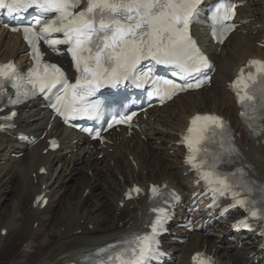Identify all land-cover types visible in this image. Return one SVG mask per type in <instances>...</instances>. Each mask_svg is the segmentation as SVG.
I'll list each match as a JSON object with an SVG mask.
<instances>
[{
    "label": "bare ground",
    "instance_id": "1",
    "mask_svg": "<svg viewBox=\"0 0 264 264\" xmlns=\"http://www.w3.org/2000/svg\"><path fill=\"white\" fill-rule=\"evenodd\" d=\"M246 1L247 6L238 12L239 20L246 23L220 50L209 43L204 33L197 31L200 44L217 63L211 88L181 95L162 109H152L148 120L139 118L141 128L133 136L125 137V132L109 134L106 148L95 154L80 135L74 137L70 130L55 123H51L47 134L56 130L55 137L62 144L60 152L48 151L44 155L48 147L45 142L28 149L17 145L9 136L0 140V264H78L79 255L137 231L148 208L147 197L126 202L120 209L127 187L133 183L145 186L169 181L182 193L189 192L192 176L185 175L183 151L176 147L196 113H218L230 120L240 136L237 139L242 163L254 181L264 184V134L254 138L238 122L239 111L228 90L229 83L248 59L264 58V48L257 45L264 39V0ZM23 52L19 38L0 35L2 60L19 58ZM21 114L15 134L18 131L36 136L44 134L50 117L45 110L32 104ZM75 139L78 142L74 144ZM21 152L24 153L21 158L14 156ZM101 154L103 159L98 157ZM45 167L48 173L39 175ZM76 186L82 190L75 207L62 208ZM46 190H50V201L40 211L32 202ZM87 191L89 194L84 198ZM24 203H29V207L19 216ZM92 225L93 230H88ZM229 228L219 226L213 239L192 234L185 246L170 241L164 245L174 252L178 264H191V255L205 247L217 256L220 264H253L260 256L257 250L261 240L243 236L242 247L238 249L235 237H231L226 246L220 247ZM4 229H7L5 237ZM9 257L12 259L6 261Z\"/></svg>",
    "mask_w": 264,
    "mask_h": 264
},
{
    "label": "snow or ice",
    "instance_id": "2",
    "mask_svg": "<svg viewBox=\"0 0 264 264\" xmlns=\"http://www.w3.org/2000/svg\"><path fill=\"white\" fill-rule=\"evenodd\" d=\"M79 3L80 0H0V9H6L9 15L27 11L33 7L42 10V15L35 19L33 25L23 27L24 38L32 46L33 58L37 61L36 67L29 70L28 76H20L10 63L0 65V94L5 84L10 83L18 90L17 99L12 103H18L19 90L25 85L18 84L16 81H27L31 84V88L24 93L26 98L29 92L35 95L38 87L39 92L46 98L55 99L51 107L61 116H65L67 120L65 113L70 107L74 113L81 112L89 115L94 113L98 105L88 104L85 97L92 96L105 82L113 86L122 80H131L133 83L143 80L147 83L152 69L145 70L142 65L143 61L150 59L156 65H173L179 69V73L173 72V75L183 73L181 79H187L191 73L200 71L201 67H209L207 58L200 53L195 40L189 33V26L197 15V6L201 0H88L87 8L74 13L72 10L78 7ZM47 13H56V19L44 20L43 14ZM228 18L230 16L226 13L225 19ZM36 25L41 26V31L38 33L34 31ZM231 27L233 26L227 25L224 30L227 31ZM11 30L19 31V28L12 27ZM51 32L62 33L64 38L50 39L48 34ZM39 39H43L54 51L57 50L55 46L58 44L68 45L67 51L71 54L74 67L79 73L74 84L69 83L63 71L56 64L41 65L39 63L40 53L36 47V41ZM249 63L257 66L258 73L264 74V63L259 61ZM241 74L244 75L243 69H241ZM247 76L251 87L249 83H244L242 80L233 84L234 89H239L241 86L243 88V94L239 90L236 93L238 101L245 109L252 108L254 111L259 105L261 113L264 114V75H261L259 82L251 72H248ZM163 83L170 85L174 90H186L198 87L201 82L195 85L192 83L176 85L172 81L164 80ZM69 92L72 93L71 105L65 102ZM173 94L174 91L169 92L168 98L170 99ZM77 100L85 101V103L77 105ZM246 115V112L241 113L242 117ZM123 119L130 120L131 116ZM198 121L211 122L221 128L224 126L217 116L197 115L192 118L191 124L195 126ZM194 131V127H189L187 130L189 134ZM184 139L191 152H208L206 146L198 147L203 137L192 139L186 135ZM52 144L55 146L54 141ZM218 159L219 156L212 159L209 165L211 169L216 168ZM193 160L194 156L190 155L188 162L192 163ZM193 166L198 167L196 164ZM212 174V172L205 174L206 182H213L209 179ZM225 180L222 174L215 175V182L219 185L215 190L221 194L232 187ZM237 187L242 188L243 191H251L243 183ZM133 191L139 192L140 189L136 188ZM157 191V188L153 186L154 195ZM232 194L234 197L240 195L239 192ZM128 195L130 198L131 194ZM236 203L244 205L246 201L237 199ZM250 203L255 204V201ZM252 215L256 216L257 212L253 210ZM152 231L153 234L157 231L155 224ZM154 242L155 235L135 236L128 241V247L117 252L115 256H109L108 259L112 260L113 264L117 261L120 264H133L131 260L124 259L125 255L131 254L138 261L152 250ZM200 255L198 253L197 257ZM197 257L193 259L196 260Z\"/></svg>",
    "mask_w": 264,
    "mask_h": 264
},
{
    "label": "rangeland",
    "instance_id": "3",
    "mask_svg": "<svg viewBox=\"0 0 264 264\" xmlns=\"http://www.w3.org/2000/svg\"><path fill=\"white\" fill-rule=\"evenodd\" d=\"M4 163V162H3ZM3 163H1V165L3 166L4 164ZM89 177H90V175H88ZM81 190L82 189H80L79 187H77L76 186V188H75V192H70L69 194H68V201H67V204L66 203H63L62 205V208H64V209H68L69 207H70V205H72V207H75V204H76V201H77V199H78V197H80V194H81ZM71 194V195H70ZM70 200V201H69ZM73 203V204H72ZM91 204V203H90ZM28 205H29V203H24V205H23V207H22V209L20 210V212H19V214H17V215H19V216H22L24 213H25V209L26 208H28ZM89 207H91V206H89ZM21 212H23V214L21 213ZM102 224H104L105 226L107 225V223H102ZM101 224V225H102ZM92 227H93V225H92ZM92 227H88V230H92ZM57 228V227H56ZM58 229V228H57ZM7 256H5V258H6ZM10 259H12V257H9V258H7L6 259V261H10Z\"/></svg>",
    "mask_w": 264,
    "mask_h": 264
}]
</instances>
